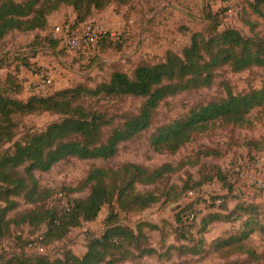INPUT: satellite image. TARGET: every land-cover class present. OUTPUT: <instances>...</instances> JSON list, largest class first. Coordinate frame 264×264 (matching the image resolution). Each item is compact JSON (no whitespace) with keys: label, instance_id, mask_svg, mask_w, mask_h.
Instances as JSON below:
<instances>
[{"label":"rangeland","instance_id":"1","mask_svg":"<svg viewBox=\"0 0 264 264\" xmlns=\"http://www.w3.org/2000/svg\"><path fill=\"white\" fill-rule=\"evenodd\" d=\"M250 1L128 0L122 4L117 0H108L103 10H92L86 22L81 23L98 25L108 34L91 49L88 56L70 51L61 44L54 45L55 28H63L76 18L71 7L61 6L57 12L49 15L53 19H49L45 30L29 33L13 31L0 41V78L15 75L22 86L18 99L27 100L32 94L26 84L33 70L51 71L53 91L78 85L94 88L108 81L114 72L120 71L130 76L139 66L163 62L168 53L181 57L190 43L191 34L205 31L207 35L213 25H220L219 30L234 28L244 37L252 38L251 23L255 33L264 39V17L252 13ZM209 13L215 14V21L212 15L206 20ZM57 38L59 34H56ZM222 83L233 94L264 87V68L253 67L239 73L222 68L217 71L210 86L191 88L161 102L151 127L121 143L113 158L106 161L71 158L47 172L35 171L33 176L41 188L52 191L51 197L40 206L61 209L89 195L88 188H77L94 167L115 170L132 164L152 171L165 164L176 167L194 161L196 154L204 149L217 151L220 156H200L196 163H184L180 170L164 176L154 185H137L135 192L159 196V201L150 208L142 212H123L113 201L102 206L94 221L68 229L57 240L40 241L46 233L45 225L35 229L25 225L4 228L6 219L16 218L17 213L33 209L22 198H12L18 205L6 214L1 223L0 260L7 262L11 256H42L55 260L67 251L82 256L88 242L102 235L107 221L117 222L134 232L141 225L146 237L143 248L155 251L152 255L139 259L130 257L118 264H264V110H253L249 115L251 125L247 127L215 124L212 130L194 136L191 143L174 154H158L149 146V138L158 128L187 116L203 103L224 99L226 92ZM143 102L141 98H124L103 99L98 103L91 100L89 104L105 112L112 119V126H117L125 119L136 116ZM58 120V116L49 113L14 117V137L10 143L5 139L2 141L0 155L11 150L16 141L23 142L27 136L43 131ZM110 131L111 127L104 129L103 139ZM253 143H258L257 147ZM18 173L25 177V165L18 169ZM223 176L230 179L231 191L220 183ZM197 186L200 187L196 189ZM191 189L195 190L185 195ZM2 200L3 197H0V209L6 206ZM187 204L193 205L195 221L193 224L189 221L176 223L179 209ZM240 204L245 207L253 205L254 211L251 214L235 212ZM110 214L116 216L112 215L108 220ZM208 214H215L219 218H204ZM250 218L252 225L244 226ZM242 236L244 245L257 255H262L261 259L253 261L247 253L232 248H225L221 253L216 251L214 245L221 240ZM185 247L193 248V252L185 253ZM175 248H181V251Z\"/></svg>","mask_w":264,"mask_h":264},{"label":"trees","instance_id":"2","mask_svg":"<svg viewBox=\"0 0 264 264\" xmlns=\"http://www.w3.org/2000/svg\"><path fill=\"white\" fill-rule=\"evenodd\" d=\"M117 1L125 4L128 0ZM108 3V0H0V41L13 31L29 33L45 30L49 15L57 12L61 6L72 8V12L76 14L75 23H84L92 10H103ZM249 8L253 14L264 17V0H251ZM209 15L213 16V21L216 20L212 13L206 16V20ZM249 25L252 38L244 37L234 28L219 30L220 25H213L207 35L205 31L193 32L181 57L168 53L163 62L153 66H139L130 76L120 71L114 72L108 81L94 88L78 85L54 91L46 97L31 95L27 100H20L18 96L22 86L15 75L8 74L5 79L0 78V145L4 139L9 143L13 139V131L16 129L13 119L16 116L49 113L59 117L58 121L49 124L43 131L27 136L23 142L16 141L11 150L0 155V197H3L2 202L6 205L0 209V234L4 217L17 208L18 203L12 198H22L33 209L17 213L13 219L5 218L3 227L25 225L35 229L45 225L46 233L44 239L40 238L41 242L60 239L68 229L94 221L102 206L113 201L119 211L131 213L142 212L156 204L159 196L147 192L137 193L135 187L154 185L164 176L180 170L181 165L187 162L176 167L165 164L152 171L132 164L115 170L94 167L77 188H88L89 195L74 205H65L61 209L40 206L51 197L52 191L41 188L33 172H47L71 158L109 160L117 154L121 143L151 127L159 104L166 98L191 88L210 86L217 71L225 67L233 73L253 67L264 68V39L255 33L253 24ZM107 37L106 33L98 40L97 45ZM54 41V45L59 44L57 39ZM222 87L226 92L224 99L203 103L187 116L158 128L149 138L150 148L158 154H174L191 143L194 136L212 130L215 124L247 127L251 125L250 113L256 109L264 110V87L240 94H233L224 83ZM124 98H141L144 102L136 116L125 119L117 126H112L113 121L105 112L89 104L91 100L98 103L103 99ZM108 127H111V131L103 139L104 129ZM252 145L257 147L258 143ZM200 156L217 157L220 153L209 149L200 150L195 160L187 164L196 163ZM24 165L25 177H22L18 169ZM220 179V183L231 191L232 183L228 176ZM192 190L195 189L185 192V195ZM252 206L240 204L236 206L235 212L251 214L254 211ZM112 215L116 216L110 214L108 220ZM207 217L219 218L215 214H208L204 218ZM195 219L193 205L187 204L179 209L176 223L189 221L193 224ZM251 222L250 218L244 226H251ZM104 228L100 237L88 242L82 256H76L71 251L55 260L42 256H11L7 262L1 259L0 264H118L130 257L139 259L155 253L143 248L142 243L146 237L141 225L134 232L117 222L106 221ZM243 236L221 240L214 245L216 251L221 253L225 248H232L237 252L247 253L253 261L261 259L262 255H257L244 245ZM175 249L181 251V248ZM183 249L185 253L193 252V248Z\"/></svg>","mask_w":264,"mask_h":264},{"label":"built area","instance_id":"3","mask_svg":"<svg viewBox=\"0 0 264 264\" xmlns=\"http://www.w3.org/2000/svg\"><path fill=\"white\" fill-rule=\"evenodd\" d=\"M59 34V45H63L70 51H76L81 55L88 56L91 49L97 45L98 40L106 34L98 25L88 23H71L64 25L63 28H55L53 38ZM32 77L28 82L27 89L32 95L46 97L54 91L51 89L53 78L51 71L47 69L33 70L30 72ZM31 87L33 89H31Z\"/></svg>","mask_w":264,"mask_h":264},{"label":"crops","instance_id":"4","mask_svg":"<svg viewBox=\"0 0 264 264\" xmlns=\"http://www.w3.org/2000/svg\"><path fill=\"white\" fill-rule=\"evenodd\" d=\"M57 14V13H56ZM72 14H73V12H72ZM58 15V14H57ZM49 19H53V16H50L49 18H48V21H49ZM28 77V76H27ZM56 91V90H55Z\"/></svg>","mask_w":264,"mask_h":264}]
</instances>
